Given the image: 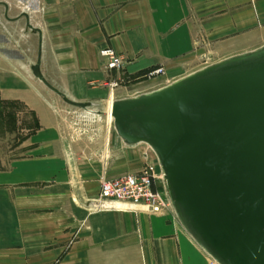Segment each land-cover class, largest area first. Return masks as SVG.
I'll return each mask as SVG.
<instances>
[{"label":"crops","instance_id":"0c3cea01","mask_svg":"<svg viewBox=\"0 0 264 264\" xmlns=\"http://www.w3.org/2000/svg\"><path fill=\"white\" fill-rule=\"evenodd\" d=\"M0 41L12 48L0 45V59L15 67L1 95L21 100L38 123L22 157L0 172V264H212L172 207H94L102 174L153 162L132 161L138 143L120 138L108 112L112 99L159 87V78L262 45L264 0H0ZM103 46L120 55L121 71L106 67ZM158 65L164 72L148 76ZM121 72L129 78L110 90L106 81ZM73 106L105 110L87 117L104 120L108 157L67 134Z\"/></svg>","mask_w":264,"mask_h":264},{"label":"water","instance_id":"95a60500","mask_svg":"<svg viewBox=\"0 0 264 264\" xmlns=\"http://www.w3.org/2000/svg\"><path fill=\"white\" fill-rule=\"evenodd\" d=\"M158 160L177 218L220 264H264V43L111 101Z\"/></svg>","mask_w":264,"mask_h":264},{"label":"rangeland","instance_id":"374dc122","mask_svg":"<svg viewBox=\"0 0 264 264\" xmlns=\"http://www.w3.org/2000/svg\"><path fill=\"white\" fill-rule=\"evenodd\" d=\"M0 45L4 47L3 50L7 54L12 53L10 50L12 48H9L11 47L9 42L0 41ZM11 70H15V67L8 64L5 59H0V86L12 83L11 74L6 72H12ZM167 80L169 79L166 78L165 80L159 78L156 85L164 84ZM99 110H102V112ZM90 112L96 114L100 113L103 118L107 115L105 110L103 111V109L99 107L97 110L93 107L86 108L79 106L66 109V114L64 116L67 117L66 119L68 121L66 123L67 134L70 135L71 132H74L75 135H77L73 138V141L76 142L78 148L82 150L88 149L93 155L99 156L100 158L108 157L111 149H104V144L107 142V138H105L104 135L105 122L104 120L97 122L94 119L88 118L87 116ZM109 114L110 109L108 115ZM109 119L111 120L110 117ZM110 122L112 123V120ZM37 124L34 114L21 100L3 97L0 92V172L9 170L12 166V162L14 160L17 162V160L22 157L24 150L21 143L25 136L33 130ZM97 149H100L98 153ZM131 149L133 150L132 161H134L137 155H142V157L146 159L152 157L153 162L156 161L155 153L145 142H138V144L132 146ZM141 168L138 171H140ZM101 172L103 171H100V173Z\"/></svg>","mask_w":264,"mask_h":264},{"label":"built area","instance_id":"2783aa9c","mask_svg":"<svg viewBox=\"0 0 264 264\" xmlns=\"http://www.w3.org/2000/svg\"><path fill=\"white\" fill-rule=\"evenodd\" d=\"M100 55L106 60L108 69L122 70V58L111 46H103L99 49ZM164 72L163 65L150 69L148 76ZM128 75L121 72L119 76L106 81L113 90L125 83ZM155 178L160 177V170L156 162H147L140 171L123 172L114 176H102L99 184L98 195L94 198V207H114L116 203L126 206H139L148 212H159L171 207L165 188L153 187ZM212 264H220L211 255Z\"/></svg>","mask_w":264,"mask_h":264},{"label":"bare ground","instance_id":"6f19581e","mask_svg":"<svg viewBox=\"0 0 264 264\" xmlns=\"http://www.w3.org/2000/svg\"><path fill=\"white\" fill-rule=\"evenodd\" d=\"M109 117L111 118V120H112V117H111V115L109 114ZM157 165H158V168H159V170H160V166H159V163H158V160H157ZM160 177H161V171H160ZM161 179H162V177H161ZM163 181V180H162ZM119 204H121V203H116V205H119ZM123 205V204H122Z\"/></svg>","mask_w":264,"mask_h":264}]
</instances>
